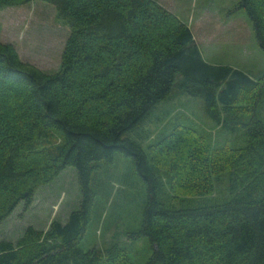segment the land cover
Here are the masks:
<instances>
[{
    "label": "trees",
    "instance_id": "obj_1",
    "mask_svg": "<svg viewBox=\"0 0 264 264\" xmlns=\"http://www.w3.org/2000/svg\"><path fill=\"white\" fill-rule=\"evenodd\" d=\"M33 1L0 0V10ZM36 1L54 5L70 34L56 73L0 40V224L70 166L82 198L66 222L30 225L16 243L0 239V264H133L118 243L81 247L96 204L94 172L118 153L146 186L141 226L129 234L150 239L146 264H264V72L256 79L206 61L191 28L158 0ZM237 8L264 51V0ZM174 91L199 98L216 125L246 140L234 168H223L230 182L220 198L177 201L211 189L213 161L190 118L173 117L146 148L140 141Z\"/></svg>",
    "mask_w": 264,
    "mask_h": 264
},
{
    "label": "rangeland",
    "instance_id": "obj_2",
    "mask_svg": "<svg viewBox=\"0 0 264 264\" xmlns=\"http://www.w3.org/2000/svg\"><path fill=\"white\" fill-rule=\"evenodd\" d=\"M239 1L163 0L190 25L206 61L244 69L258 79L264 72V51L258 46L252 21L244 10L237 8ZM69 34V27L58 18L55 6L47 2L35 0L0 10V40L13 44L25 63L47 73L60 70ZM8 103L11 105L10 99ZM258 112L264 119V97ZM153 113V121L144 127L146 132L140 138L145 148L157 140L168 121L181 114L196 124L200 136L207 143V157L213 161L208 171L210 193L181 195L177 201L185 203L224 196L230 175L228 169L223 168H234L237 158L242 156L238 153L236 158L237 148L246 145L245 138L225 132L204 112L199 98L181 92L174 91L157 105ZM187 138L195 141L192 135ZM93 177L96 204L81 247L84 250H105L118 243L133 264H146L153 252L150 239L135 240L129 235L130 231L141 226L146 201L145 183L134 170L131 158L118 153L113 163L101 162ZM81 198L77 171L70 166L54 181L37 189L27 210L24 203L19 204L13 214L0 224V239L16 243L30 225L46 231L55 220L66 222L70 213L79 208Z\"/></svg>",
    "mask_w": 264,
    "mask_h": 264
},
{
    "label": "crops",
    "instance_id": "obj_3",
    "mask_svg": "<svg viewBox=\"0 0 264 264\" xmlns=\"http://www.w3.org/2000/svg\"><path fill=\"white\" fill-rule=\"evenodd\" d=\"M159 2H161L163 5H165V4H167V3H164L163 2V0H158ZM166 6V5H165ZM166 7H168L169 9H171L173 12H175V9H173V8H171L170 6H166ZM178 14V13H177ZM180 19H181V17H179ZM182 18H183V16H182ZM184 18H186V17H184ZM185 20V19H184ZM186 23V22H185ZM188 25V24H187ZM190 26V25H189ZM192 30V29H191ZM204 59H206L205 57H204ZM209 62V61H208ZM210 63V62H209ZM212 64H214V63H212Z\"/></svg>",
    "mask_w": 264,
    "mask_h": 264
}]
</instances>
